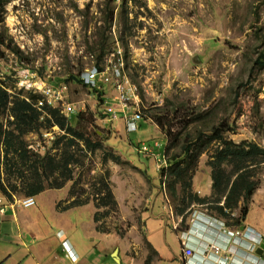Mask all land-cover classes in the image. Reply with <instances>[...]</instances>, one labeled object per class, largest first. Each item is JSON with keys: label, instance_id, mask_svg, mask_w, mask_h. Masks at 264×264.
<instances>
[{"label": "rangeland", "instance_id": "374dc122", "mask_svg": "<svg viewBox=\"0 0 264 264\" xmlns=\"http://www.w3.org/2000/svg\"><path fill=\"white\" fill-rule=\"evenodd\" d=\"M117 1L110 31L105 24L101 29L113 37L112 50L99 65L101 69L120 65L128 81L136 86L138 104L130 101V109L120 111V97L111 82L90 87L69 80V75L81 76L85 69L96 65L98 53H93L91 61L84 31L86 23L91 29L95 23L101 24L107 0H9L3 25L8 34L7 22L12 28L20 25L24 43L32 50L25 52L28 59L23 61L6 52L0 71L6 83L19 92L7 74L23 62L74 105L76 112L68 116H72V122L80 111L94 113V128L102 135L104 147L89 152L84 164L76 167V190L83 198L91 197L99 192L100 177L107 174L118 212L102 215L100 224L129 245L139 238L146 245L142 225L146 230L153 223L172 226L178 221L160 181L159 170L166 165L161 160L167 138L154 122L155 117L174 124L182 135L207 130L224 118L230 122L234 119L236 132H225L227 139L254 140L264 145V0H129L126 24L120 16L122 0ZM87 3H91L88 16ZM89 41L96 50L94 38ZM108 105L118 109L115 119L101 116ZM134 112L141 113L142 119H136V128L130 129L125 117ZM62 133L59 129L31 133L28 140L48 150L52 140ZM217 143H211V150ZM143 146L146 151L140 150ZM210 154L201 155L193 176V189L200 195L211 192V169L207 164ZM105 155H109L106 160ZM112 155H119L120 160L115 162ZM255 177L259 188L249 204L248 220L260 221L262 228L264 163ZM71 185L68 182L62 188L46 189L35 196L38 203L34 206L46 213L50 209L67 210L66 224L72 232H77L84 243L96 245V251L107 247L108 239L116 236L102 235L92 228L96 211L93 201L66 209L58 206L69 197ZM194 209L206 211L201 205L193 206L186 224Z\"/></svg>", "mask_w": 264, "mask_h": 264}, {"label": "trees", "instance_id": "16d2710c", "mask_svg": "<svg viewBox=\"0 0 264 264\" xmlns=\"http://www.w3.org/2000/svg\"><path fill=\"white\" fill-rule=\"evenodd\" d=\"M8 1L0 0V61L8 51L15 53L23 61L28 57L14 43L3 25ZM128 2L129 0H122L120 4V16L124 24L129 20ZM117 3V0H107L103 23H95L94 29L87 23L85 26L86 45L90 49L89 54L98 53L95 59L99 69V64L111 52L112 48L109 47L114 42L111 41L113 37H109L101 29L105 24L107 32L110 31ZM90 8L91 3H87L86 16L89 15ZM88 32H91L90 35ZM93 38L96 50L90 45L89 40ZM69 80L89 86L80 75L71 74ZM8 87L6 81L0 78V194L6 201L14 202L17 197L36 196L46 189L62 188L72 182L69 197L60 201L58 206L66 209L93 201L96 207V230L109 233L110 230L100 224V220L102 215L118 212L110 177L107 174L106 177H100L99 192L91 197L83 198L76 190V184L79 183L76 180V167L84 164L89 152L104 147L102 135L94 128V113L80 111L72 122V116H66L59 106L39 105L38 100L42 97L40 93L27 92L24 95L22 90L12 93ZM175 111H178V106ZM7 114H11L14 119L7 118L5 126ZM100 114L102 117L108 115L104 110ZM153 120L167 138L161 160L166 165H162L159 170L160 181L162 186L165 185L164 189L172 202L174 214L182 218L180 225L186 226L188 212L193 206L201 205L209 214L223 219L227 226H241L249 213V204L259 188V180L255 175L264 163V145L254 140L243 139L236 142L227 139L225 132H236L234 119L230 122L229 118H224L207 130H198L195 133L190 131L185 135H182L181 130L176 131L174 124L166 122L162 117L157 116ZM56 129L63 133L52 140L48 150L39 152L29 148V134L52 133ZM213 141L218 143L211 150ZM209 151L211 154L207 164L211 169V192L209 195H200L193 189V176L201 155ZM108 156L105 155L104 159H108ZM112 157L115 162L120 160L119 155ZM148 247L152 253L157 254L150 243ZM150 259L151 256H148L144 264H150Z\"/></svg>", "mask_w": 264, "mask_h": 264}, {"label": "crops", "instance_id": "0c3cea01", "mask_svg": "<svg viewBox=\"0 0 264 264\" xmlns=\"http://www.w3.org/2000/svg\"><path fill=\"white\" fill-rule=\"evenodd\" d=\"M6 205L5 210L0 211V264H144L148 256H151L150 264H211L215 258L212 254L202 256V248L209 242L231 245L230 251L226 253L228 264H261L260 257H253L247 248L248 237L229 241L214 223L209 222L208 215L211 214L207 210L194 209L186 226H181L180 222L178 225L174 222L172 226L160 222L153 223L152 228L148 226L145 230L142 225L141 231L147 246L143 245L141 238L129 245L126 239L116 233L98 231L99 234H115L116 237L108 239L107 247L96 251V245L84 243L77 232L67 227V210L50 209L46 213L39 206L20 207L16 203ZM94 223L92 228H96ZM239 227L246 228L253 235L264 234L260 221L250 222L248 215ZM183 232L193 247L194 254L191 257L184 256L181 243ZM64 241H67L66 245ZM147 242L157 254L152 253ZM261 259H264V254Z\"/></svg>", "mask_w": 264, "mask_h": 264}, {"label": "built area", "instance_id": "2783aa9c", "mask_svg": "<svg viewBox=\"0 0 264 264\" xmlns=\"http://www.w3.org/2000/svg\"><path fill=\"white\" fill-rule=\"evenodd\" d=\"M9 31L16 44L20 47V49L24 52L28 50H32L31 46L28 43H24L23 39V28L18 25L17 27H10ZM21 34V35H20ZM21 36V41L20 40ZM8 55L14 56L17 59V55L12 52H7ZM91 61L94 62V55H90ZM18 62V61H17ZM21 65L18 68L13 69V73L9 72L8 75L14 79L15 86L22 90L24 95L27 92L40 93L42 97L38 100V104H46L52 106H59L63 109V112L66 116L72 115L76 112V108L74 105L66 102L64 100L63 93L54 88L52 85L48 84L45 80H43L37 73V71L30 67L29 65L23 64V62H18ZM120 66V65H119ZM117 65H113L112 67L108 66L105 69H99L95 64L92 67L85 69V71L81 75V79L89 86L96 87L99 86L100 83H113L115 89L118 91V96L122 110L130 108V101L137 102L139 100L137 88L134 84H131L121 67ZM0 78L5 80L4 74L0 71ZM10 92H14V90L9 86L7 88ZM139 102V101H138ZM138 104V103H136ZM105 112L111 118H116L117 110L115 106L108 105L105 109ZM7 118L13 120V116L11 114H7ZM126 122L128 128L135 129L136 128V119L142 118L141 113L134 112L133 115L126 116ZM29 148L35 151L44 152V147H39L38 144L30 143ZM147 147L143 146L140 150L146 151ZM19 204L23 207H31L36 204L35 196H25L16 200L15 202H7L4 197H0V211L3 212L6 208V204ZM210 219V223H214L216 227L219 228L220 232L224 233L226 237L230 240H237L241 237H248L247 248L253 254V257H260V263L264 264V259H261V256L255 254V249L259 246V244L263 241V236L260 234H251V231L246 228L241 227H233L227 226L223 219H217L214 216L208 215ZM177 225L180 222V217H178V221H174ZM177 228V227H176ZM181 243L183 245V252L185 257H191L194 254L193 247L189 244L186 233L181 234ZM63 244H67V241H64ZM231 245L228 244H220L218 242H209L202 248V256L206 257L212 254L215 258L211 262V264H228L229 257L226 254L230 251ZM220 253H223V256H219Z\"/></svg>", "mask_w": 264, "mask_h": 264}, {"label": "water", "instance_id": "95a60500", "mask_svg": "<svg viewBox=\"0 0 264 264\" xmlns=\"http://www.w3.org/2000/svg\"><path fill=\"white\" fill-rule=\"evenodd\" d=\"M255 254L258 256H262L264 254V239L259 244V246L255 249Z\"/></svg>", "mask_w": 264, "mask_h": 264}]
</instances>
